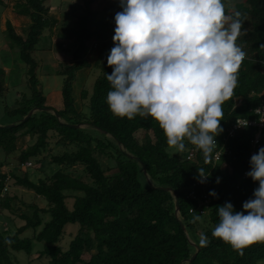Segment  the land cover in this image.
I'll use <instances>...</instances> for the list:
<instances>
[{
  "label": "trees",
  "instance_id": "obj_1",
  "mask_svg": "<svg viewBox=\"0 0 264 264\" xmlns=\"http://www.w3.org/2000/svg\"><path fill=\"white\" fill-rule=\"evenodd\" d=\"M95 1H84L76 17L71 58L55 68L54 74L62 77V105L55 110L46 105L37 52L46 33L57 28L58 19L49 13L47 0H0L2 8L12 2L15 13L28 21L22 35L5 22L8 47L23 63L24 72L22 83L8 92L6 73L0 68V107L6 125H12L0 127V211L9 223L14 219L5 212L23 225H15L13 232L9 228L8 233L0 228V264H18L15 258L20 255L28 264L32 257L44 264H264V244H254L240 256L212 236L219 223L217 207L230 202L234 211H242L258 187L243 176L250 170L251 143L258 128L246 126L230 139L227 135L238 118L258 121L255 110L264 104V0L255 5L244 0V10L236 7L237 0H224L228 15L241 14L243 27L236 43L246 45L248 54L239 68L234 95L222 106L223 131L215 137V151L226 148L228 153L216 163L205 161L187 143L184 152H170L151 117L114 116L106 103L111 90L106 75L112 72L107 61L98 66L90 94L85 88L80 91L82 108L76 105L78 74L92 66L90 43L108 42L114 35L111 22L118 0H101L109 3L104 15L91 10ZM33 109L37 111L27 117ZM55 147L62 151L55 153ZM261 147L264 128L259 134ZM190 151L193 158L187 160ZM13 155L16 165L11 168L8 159ZM25 163L40 170L42 177L31 181ZM50 166L54 169L46 174ZM197 169L209 173L202 186L197 185L201 179ZM9 180L33 192L43 207L12 206L15 197L7 194ZM203 195L208 203L200 206ZM194 215L200 220L193 222ZM71 225L77 228L63 251L59 242ZM27 231L31 236H23ZM201 234L208 238L206 246L200 245ZM34 242L42 244L36 255Z\"/></svg>",
  "mask_w": 264,
  "mask_h": 264
},
{
  "label": "clouds",
  "instance_id": "obj_2",
  "mask_svg": "<svg viewBox=\"0 0 264 264\" xmlns=\"http://www.w3.org/2000/svg\"><path fill=\"white\" fill-rule=\"evenodd\" d=\"M118 2L122 10L114 17V46L107 56L110 112L129 120L151 117L170 149L182 153L191 144L211 162L215 137L223 131L222 106L234 95L245 58L236 43L243 27L240 13L228 15L224 0ZM249 163L246 175L258 184L253 198L239 212L230 202L218 206L219 223L212 232L240 256L264 244V147ZM197 175L203 182L209 173L197 169ZM200 218L194 215L193 222ZM199 242L206 246L208 238L201 234Z\"/></svg>",
  "mask_w": 264,
  "mask_h": 264
},
{
  "label": "rangeland",
  "instance_id": "obj_3",
  "mask_svg": "<svg viewBox=\"0 0 264 264\" xmlns=\"http://www.w3.org/2000/svg\"><path fill=\"white\" fill-rule=\"evenodd\" d=\"M84 1L85 0H47L46 2V5L49 7V13L58 19V26L50 34L46 33L47 35L44 37V39L42 38L44 43L41 42L40 45L42 46L37 52V57L41 62L38 77L42 83L43 94L46 97V105L52 107L55 110H59L62 105L60 94L62 77L55 75L54 71L59 62H66L71 58L72 51L75 47L73 35L75 32L76 17L81 15L80 8L83 6ZM261 1L263 0H252L254 5ZM234 4L236 7H238V9H246L244 0H237ZM107 6H109L108 2L96 0L93 4H91L90 8L93 12H97L98 15H104V11L108 8ZM233 17H235V13L233 14ZM6 21H9L15 28V31L20 35H22V31L25 29L28 21L15 13L14 9L12 8V2L9 3L5 8L0 7V68L2 67L6 73L5 85L7 91L9 92V90L14 89L17 85H19V83H22L24 65L19 59L16 60L15 53L13 54L8 47V42L5 35ZM113 46L112 39L108 42L92 41V43H90V47H92V49L88 56V61L92 66L90 69H85L78 74L77 81L74 85V98L77 106L81 105L82 108V105H84V102L79 99L80 91L82 88H85L87 95L90 94L95 78L99 74L98 66L107 61V56ZM240 47L245 52L246 57L248 54L246 45L242 44ZM86 101L88 102V99ZM6 123L7 118L3 115V111L0 107V127L11 126V124L6 125ZM81 127L84 128V126ZM53 150L55 153L62 151V149L59 147H55ZM169 151L173 152L174 150L169 149ZM8 161L11 165V168L12 166L15 167L16 156H9ZM27 169L29 172V179L31 181H35L37 178L42 177L40 170H36L32 166L28 167ZM53 169L54 167L50 166L47 171L45 170V173L49 174ZM2 170L6 171V169ZM76 170H79V167H77ZM7 187L8 196L15 197V200L11 203V205L15 208L22 207L21 204L23 203L37 204L43 207L40 199L33 192L14 185L13 180H9L7 182ZM5 214H8L11 219H14V222L9 223L8 220H5L2 212L0 211V228L5 230V232H7L9 228L13 232L15 225H23V222L15 219L13 214L9 212H5ZM76 228V225L66 227L65 234L59 242V245L63 251L67 250ZM23 236H31V231H27L23 234ZM41 249L42 244L34 242L32 254L36 255V253ZM87 258V256H84V259ZM15 259L18 264H28L26 256H16ZM31 259V264H44V261H41L38 258L32 257Z\"/></svg>",
  "mask_w": 264,
  "mask_h": 264
},
{
  "label": "built area",
  "instance_id": "obj_4",
  "mask_svg": "<svg viewBox=\"0 0 264 264\" xmlns=\"http://www.w3.org/2000/svg\"><path fill=\"white\" fill-rule=\"evenodd\" d=\"M117 8H118V12L122 10V8H121L119 2H117ZM111 29H112V31L114 32V29H115V21H114V19H113L112 22H111ZM257 110H259V111H257ZM255 113L259 115L258 121L255 122V121H251V120H243V119L238 118V119L235 120L234 124H233V125L231 126V128L229 129V131H228V135H227V139L232 138V137L234 136L235 132H236L238 129H240V128H242V127H245V126H242L243 123H244L245 121H247V126L257 127V128H258V132H257L256 136L254 137V140H253L252 143H251V145H252V150H251V153H250V158H251L252 155H254V154L257 153L258 142H259V134H260L261 130L264 128V104H263L262 106L258 107V108L255 110ZM227 153H228V150H227L226 148H222V149H220V150H218V151H215V152L213 153V158H212L213 162H214V163L218 162V161L220 160L221 156H222V155H225V154H227ZM192 158H193V153L190 151V152L187 153V157H186V159H187V160H190V159H192ZM24 167H30V163H25V164H24ZM249 171H250V170H249ZM249 171H246V172L243 174V176L246 177V176H247L246 174H247ZM205 181H206V180H203V182H202L201 179H200V180L197 182V185L202 186V185H204ZM192 195H193V194H191V196H192ZM207 203H208L207 197H206L205 195H203V196H202V199L199 200V205H200V206H202V205H207ZM200 213H202V212L200 211Z\"/></svg>",
  "mask_w": 264,
  "mask_h": 264
},
{
  "label": "water",
  "instance_id": "obj_5",
  "mask_svg": "<svg viewBox=\"0 0 264 264\" xmlns=\"http://www.w3.org/2000/svg\"><path fill=\"white\" fill-rule=\"evenodd\" d=\"M35 111H37V109H33L32 111H30L29 112V114L27 115V117H30ZM26 117V118H27ZM56 117L57 118H59V116L58 115H56ZM12 126V125H11ZM73 127H75V128H79V126H73ZM137 162H139V159H135ZM143 172L144 173H146L145 172V169H143ZM161 189H163V190H165V191H170L169 189H166V188H161ZM178 211H179V208H178V204H177V199H175V216L177 217V215H178ZM182 228H183V226H182ZM184 229V228H183ZM194 257H195V255H193L192 257H191V259L189 260V262L191 261V260H193L194 259Z\"/></svg>",
  "mask_w": 264,
  "mask_h": 264
}]
</instances>
